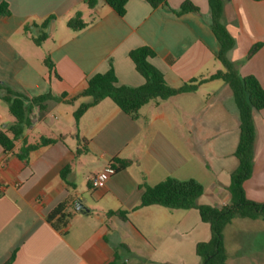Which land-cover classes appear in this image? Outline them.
Returning <instances> with one entry per match:
<instances>
[{"label": "crops", "instance_id": "obj_1", "mask_svg": "<svg viewBox=\"0 0 264 264\" xmlns=\"http://www.w3.org/2000/svg\"><path fill=\"white\" fill-rule=\"evenodd\" d=\"M85 1L0 0L10 8L9 16L0 17V85L29 98L48 93L55 98L43 117L33 109L13 150L0 145V264L13 256L12 264H202L196 247L211 239V230L197 209L140 203L145 185L174 178L202 183L201 205L231 204L240 121L230 86L209 81L195 92L145 105L137 118L110 99L90 108L78 126L74 113L89 101L77 98L88 79L111 68L118 85L142 86L145 79L130 58L140 47L154 50L150 61L172 87L221 70L208 0H190L200 12L182 16L174 11L186 0H167L157 8L129 0L123 16L103 0L93 9ZM223 1V22L237 42L229 58L242 76H255L264 88V0ZM77 13L84 21L93 19L79 32L67 26ZM46 20L48 38L37 45L33 39ZM259 43L263 46L248 59ZM4 93L0 88V131L15 121ZM254 124L253 174L245 190L250 200L264 202V110L254 112ZM61 136L62 141L31 152L27 161L19 157L25 142ZM113 161L127 166L104 188L93 189L91 178ZM59 206L69 216L62 229L48 220ZM109 211L128 212L129 220L107 217ZM223 236L226 264H264L262 218L236 216Z\"/></svg>", "mask_w": 264, "mask_h": 264}, {"label": "trees", "instance_id": "obj_2", "mask_svg": "<svg viewBox=\"0 0 264 264\" xmlns=\"http://www.w3.org/2000/svg\"><path fill=\"white\" fill-rule=\"evenodd\" d=\"M103 1L120 16H123L129 0ZM145 1L154 8L167 3V0ZM85 2L89 9H93L99 0H86ZM208 3L211 12V30L218 42V51L215 56L222 64L223 68L221 70L208 78L193 79L181 87H172L167 83L164 74L150 61L156 55L154 50L148 46L140 47L130 52V58L134 62L138 73L145 79V83L139 87L120 86L113 68L105 74H97L88 79L86 88L78 95L77 98L86 97L89 98V101L83 103L75 111L74 118L76 126H78L82 116L104 99H110L124 113L137 118L141 108L151 102L159 104L171 97L195 92L200 85L209 81L221 80L228 84L233 93L240 121V139L235 151V157L238 159L239 165L230 177L231 204L220 208L201 205L199 199L204 194L202 183L195 179L181 181L174 178H168L154 186L145 185L140 203V207L159 205L170 210L197 209L202 221L208 223L211 230V239L208 242L198 243L196 247L197 255L201 258L202 264H226L227 255L223 236L225 227L232 223L236 216L252 219L262 218L264 220V202L250 200L245 190V183L253 174L256 140L254 112L264 110V88L255 76H242L236 64L229 58V52L236 48L237 42L223 22L224 1L208 0ZM199 12V7L190 0H186L178 11H174L178 16ZM9 15V5L5 2L0 3V17ZM92 22L93 19L88 22L84 21L82 14L77 13L68 20L67 26L73 31L79 32L87 28ZM48 25V20L42 23L40 36L33 39L35 44L41 45L47 40L48 34L45 30ZM25 31H27V28H25ZM262 46L263 43L256 44L250 50L247 58L253 57ZM44 63L50 70L53 69V63L49 57L45 58ZM0 88L5 91L1 98L7 104L11 115L15 119L14 123L6 130L0 131V145L4 150L11 151L15 147V143L23 138L25 129L31 124L30 115L33 109L38 108L39 116L43 117L48 111V102L55 100V98L51 93L29 98L8 86L0 85ZM65 97V95H62L60 99ZM78 138L80 142L87 141L81 139L79 135ZM63 139L62 136L58 139L41 137L36 144L27 145V142H25L19 157L27 161L31 152L55 144L58 140L62 141ZM83 152L85 151H77L78 154ZM112 164L117 170L127 166V163L120 161H113ZM69 171L70 166L62 171L61 175L64 180H66ZM61 209L62 206H59L48 216V220L56 229H62L68 225L69 216L62 215ZM111 215H118L124 221L129 220L128 212L125 211H109L107 217ZM57 216L59 217L57 218ZM56 218L57 221L54 222ZM14 258L13 256L6 264H12Z\"/></svg>", "mask_w": 264, "mask_h": 264}, {"label": "built area", "instance_id": "obj_3", "mask_svg": "<svg viewBox=\"0 0 264 264\" xmlns=\"http://www.w3.org/2000/svg\"><path fill=\"white\" fill-rule=\"evenodd\" d=\"M117 169L112 163H109L103 170L91 178L90 185L93 189H102L106 186L111 177L116 175Z\"/></svg>", "mask_w": 264, "mask_h": 264}, {"label": "rangeland", "instance_id": "obj_4", "mask_svg": "<svg viewBox=\"0 0 264 264\" xmlns=\"http://www.w3.org/2000/svg\"><path fill=\"white\" fill-rule=\"evenodd\" d=\"M85 20L88 21L89 20V17H85ZM87 99H89V98H87Z\"/></svg>", "mask_w": 264, "mask_h": 264}]
</instances>
